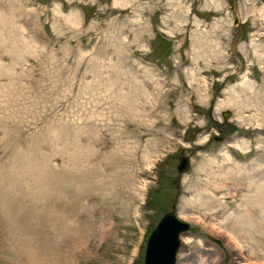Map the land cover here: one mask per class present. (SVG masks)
I'll return each instance as SVG.
<instances>
[{
	"label": "rangeland",
	"instance_id": "rangeland-1",
	"mask_svg": "<svg viewBox=\"0 0 264 264\" xmlns=\"http://www.w3.org/2000/svg\"><path fill=\"white\" fill-rule=\"evenodd\" d=\"M5 4L12 10L0 11L20 20L23 41L19 158L17 129L7 140L2 135L0 90V264H142L147 237L172 207L190 226L176 264H264V227L246 231L260 241L244 248L262 253L253 260L237 258L224 237L238 236L234 224L219 225L236 211L227 194L241 199L252 176L264 182V125L249 117L254 110L240 120L221 106L245 75L264 100V64L251 51L255 42L264 50V0H0ZM72 12L76 20L68 23ZM8 55L0 52V61L9 65L17 56ZM227 66L238 75L226 77ZM246 139L248 150L233 146ZM221 153L233 165L260 159L263 169L243 165L237 179L219 173L211 184L205 169ZM181 157L189 163L182 173ZM214 186L227 204L210 218L217 203L203 206L197 192L211 197Z\"/></svg>",
	"mask_w": 264,
	"mask_h": 264
},
{
	"label": "bare ground",
	"instance_id": "bare-ground-1",
	"mask_svg": "<svg viewBox=\"0 0 264 264\" xmlns=\"http://www.w3.org/2000/svg\"><path fill=\"white\" fill-rule=\"evenodd\" d=\"M115 3V2H114ZM6 5V6H5ZM5 5H0V10H2L1 8H6L5 11L7 10H12L10 7H8V4ZM10 8V9H9ZM4 12L0 11V52L3 53L4 57H6V55L9 56V58H11V56H14V54L17 56V58L13 57L8 64H6L3 61H0V78L2 79H9L10 83L8 85H0V90H2V93L4 94L5 97V104L3 109L1 110V114H6L3 117L2 123L4 124V130L2 132L3 138H5L6 140L9 139L10 137V128H14L15 130L17 129V131L15 132L14 136L16 139V145H15V156L18 157L19 154V148L20 144H19V139H20V127H19V123H18V118H19V89H20V84H19V77H20V73L18 72V67H19V63L21 60V51H20V45H21V41H23V38L21 40L20 37V20L19 19H15V17L13 16L12 18L14 20H12V18L10 17V15L6 14ZM74 15H76L74 12L70 13L67 16H64V20L68 23H73L74 19ZM75 23V22H74ZM262 25V24H261ZM263 26V25H262ZM264 28V27H263ZM22 36V35H21ZM257 36V35H256ZM220 41V40H219ZM259 41V40H258ZM217 42V41H216ZM225 42H227L225 40ZM254 42V41H253ZM261 42V41H260ZM215 46H217L216 44H214ZM220 45V43H219ZM251 46V45H250ZM217 48V47H215ZM243 48V47H242ZM224 49V48H223ZM245 49V48H244ZM260 50V51H259ZM217 51V50H216ZM251 51H252V58L256 59L260 62H262L264 64V50H263V44L260 43H253L251 46ZM218 52V51H217ZM222 52V51H221ZM219 52V53H221ZM226 52V51H225ZM248 53V52H246ZM245 53V54H246ZM214 54V53H212ZM226 55V54H225ZM217 57V56H216ZM215 57V58H216ZM246 57V56H245ZM204 58V57H203ZM214 58V57H213ZM223 58V57H222ZM207 59V58H206ZM2 60V58H1ZM9 60V59H8ZM205 60V59H204ZM202 60V61H204ZM214 60V59H213ZM212 60V61H213ZM221 60V59H220ZM7 61V60H6ZM207 61V60H205ZM216 61V60H215ZM218 61V60H217ZM8 62V61H7ZM251 62V61H250ZM257 62V61H256ZM225 63V62H224ZM230 63V62H229ZM21 64V63H20ZM255 64V62H254ZM220 65V64H219ZM228 65V64H227ZM203 66V65H202ZM209 66V65H208ZM225 65H222L220 67H224ZM259 66V65H258ZM205 67V66H204ZM262 67V66H261ZM21 68V67H20ZM221 68V69H222ZM234 68V67H233ZM232 67H225V70L227 72H230L228 74H226V77H230L233 74H237L238 72L235 71V69H233ZM9 69V72H8ZM12 69V70H11ZM202 69V68H201ZM200 69V70H201ZM206 69V68H204ZM11 70V72H10ZM240 74V73H239ZM198 75V74H197ZM238 75V74H237ZM238 77V76H237ZM234 78V77H233ZM252 78V77H251ZM251 78H248V75H245L243 77V79L239 82V84L237 85V87H231L229 91L224 93V101L221 103L222 107H228L229 109L232 108L235 110L237 119H247L248 118V111L254 110L255 113H250V114H255V115H251L249 117L253 119H255V121L257 123H260L259 126L264 125V118L261 119H257V117H255L258 113H261V111L263 110L262 106H264V100L260 97H262V95L260 93H263V91L261 89L255 88L252 80H250ZM199 80V79H197ZM229 80V79H228ZM4 81V80H3ZM6 81V80H5ZM200 81V80H199ZM198 81V82H199ZM197 82V81H196ZM205 82V81H203ZM195 83V82H194ZM201 83V82H200ZM198 83V84H200ZM255 83V82H254ZM256 85V84H255ZM198 86V85H197ZM200 86V85H199ZM198 86V87H199ZM203 88V87H202ZM6 89V90H5ZM136 89V88H135ZM200 89V88H199ZM137 90V89H136ZM135 91V90H134ZM197 92H199V90H196ZM201 92V91H200ZM207 92V91H206ZM248 92L249 94H252L251 96H253V99H250L252 101L248 102V98L250 95H247ZM202 97V96H201ZM264 98V97H263ZM204 99V98H203ZM224 108V109H225ZM183 110V109H182ZM184 112V111H183ZM246 112V113H245ZM264 112V111H263ZM10 114H14L13 117H11ZM183 114V113H182ZM264 114V113H263ZM134 116H136L134 114ZM263 116V115H262ZM21 120V119H20ZM245 121V120H244ZM241 122V121H240ZM239 122V123H240ZM242 124V123H241ZM22 129V128H21ZM260 133V132H259ZM248 137V136H247ZM256 137V136H255ZM249 138V137H248ZM262 139V138H261ZM256 140V139H255ZM5 141V140H4ZM241 143V144H240ZM240 143L238 144V142H236V145H233L235 147H237L238 149H241L240 151L243 152L244 149H247L248 147V140H242L240 141ZM259 147V146H258ZM249 148V147H248ZM260 149V148H258ZM248 150V149H247ZM258 152V151H256ZM233 157V156H232ZM19 158V157H18ZM257 159V158H256ZM19 160V159H18ZM231 161H233V159L230 158V154H220V156L216 159H214L210 164L209 167L205 169V171L208 174V179L209 182L211 184H214L215 181L213 178H215L217 175L219 176V173L221 175H223L222 177H226L227 176H233L237 179V175H240L241 173L245 174L242 167H244L243 165L247 166L248 164L251 165L252 167L255 166V170L257 169L258 171L262 170L263 168L260 167L261 164L260 162H258L257 160H255L253 157L250 159H240L237 158V161L240 162V164L238 163H233L231 164ZM262 162H264L262 160ZM230 164V168L229 165ZM260 165V166H258ZM227 168V169H226ZM203 169V168H202ZM226 169V170H225ZM225 170V171H224ZM264 170V169H263ZM247 173V172H246ZM204 172L201 171L199 173V175H203ZM219 178V177H218ZM223 179V178H222ZM212 181V182H211ZM250 185L248 188L249 191L247 194H243V197L241 199H239V196L237 197L234 193H229L227 195H232V202L229 204H233L234 208H236V211H241L244 217L241 216H237L236 211L234 213H228V216L226 218V221H222L219 223V225L222 226H227L230 221L234 224L233 226L236 227V230L238 231V238L235 236H233L232 234H229L230 232L226 233L225 232V236L227 238V240L232 243V245L234 246V248L237 250V258L239 259H244L245 257L248 259H260L261 257V252L256 253L253 252L252 249H244L248 244H251L250 241H258L259 239L255 238H246L248 235V231L250 229V227L255 226L258 229H262L264 227V225L259 222L257 220V217L259 215V212L261 211L264 214V182H262V184H260L261 181L256 180L255 178L252 176V178L250 177ZM209 182H206L204 185L206 186ZM216 184V183H215ZM214 184V185H215ZM240 185V184H239ZM215 187V186H214ZM247 186H244L243 188H245ZM236 188V187H235ZM242 188V189H243ZM189 189V188H188ZM220 188L215 187V189L213 190L212 196H210V191H207V189H205L204 191H199L197 192V196L200 197L204 200H202V204L207 205V203L209 201H215V203H217V206L215 205V203L213 202V204L215 206L209 208V212L210 214V218L211 215L212 216H216L217 217V212H219L220 210L218 209V207H220L222 210L226 208V204L227 202H222L223 200H225V196L218 198L216 197V194L218 192ZM240 189V188H238ZM246 189V190H248ZM235 190V189H234ZM233 190V192H235ZM237 190V189H236ZM244 190V189H243ZM194 192V190H193ZM221 193V192H220ZM238 193V192H237ZM208 198H210V200H208ZM243 200L244 204L247 205V207H243L240 204V201ZM212 204V203H211ZM219 205V206H218ZM208 208V207H207ZM219 210V211H218ZM223 210V211H224ZM245 214H244V213ZM240 213V212H239ZM221 214V213H219ZM261 218V217H260ZM263 218V217H262ZM215 219V218H214ZM213 219V220H214ZM264 219V218H263ZM243 220V221H242ZM236 221H242L244 224L241 227H238ZM262 221V220H261ZM230 224V223H229ZM99 225V224H98ZM211 227L214 228V230L216 229V227H214V224H211ZM233 229V227H232ZM255 229V228H254ZM218 230V229H217ZM251 230V229H250ZM247 231V232H246ZM253 231V230H251ZM236 232V231H235ZM224 233V232H223ZM247 233V235H246ZM255 233V232H253ZM257 233V231H256ZM255 233V234H256ZM259 233V232H258ZM253 235V234H252ZM182 238L184 239H188L186 234L184 235H180V239L182 242ZM241 239V240H240ZM242 239L244 241H242ZM254 243V242H253ZM189 244V243H188ZM255 244V243H254ZM254 247V246H253ZM249 250H251L249 252ZM248 253V254H247ZM264 255V254H263ZM262 255V257H263ZM186 257V256H185ZM200 260H202L203 258L200 257ZM263 260V258H262ZM200 264H220L219 261H217L216 259L213 261H204L201 262ZM231 264V263H230Z\"/></svg>",
	"mask_w": 264,
	"mask_h": 264
},
{
	"label": "water",
	"instance_id": "water-1",
	"mask_svg": "<svg viewBox=\"0 0 264 264\" xmlns=\"http://www.w3.org/2000/svg\"><path fill=\"white\" fill-rule=\"evenodd\" d=\"M227 116L228 113H224V117ZM188 166V159L181 157L178 171L182 173ZM189 229V224L177 217L174 207L167 210L147 237L142 264H176L181 247L180 235Z\"/></svg>",
	"mask_w": 264,
	"mask_h": 264
}]
</instances>
